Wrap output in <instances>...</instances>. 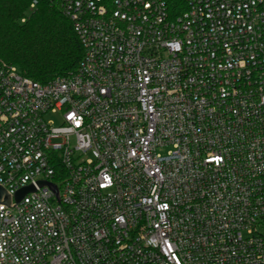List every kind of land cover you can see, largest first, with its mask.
Returning <instances> with one entry per match:
<instances>
[{
    "label": "built area",
    "instance_id": "obj_1",
    "mask_svg": "<svg viewBox=\"0 0 264 264\" xmlns=\"http://www.w3.org/2000/svg\"><path fill=\"white\" fill-rule=\"evenodd\" d=\"M51 1L82 56L0 61V264H264V0Z\"/></svg>",
    "mask_w": 264,
    "mask_h": 264
},
{
    "label": "trees",
    "instance_id": "obj_2",
    "mask_svg": "<svg viewBox=\"0 0 264 264\" xmlns=\"http://www.w3.org/2000/svg\"><path fill=\"white\" fill-rule=\"evenodd\" d=\"M0 0V61L20 73L46 83L76 70L82 47L71 21L51 0ZM172 15L184 0H166Z\"/></svg>",
    "mask_w": 264,
    "mask_h": 264
},
{
    "label": "water",
    "instance_id": "obj_3",
    "mask_svg": "<svg viewBox=\"0 0 264 264\" xmlns=\"http://www.w3.org/2000/svg\"><path fill=\"white\" fill-rule=\"evenodd\" d=\"M41 183H43V181H41ZM31 190H33L32 186H26L24 188H21L15 193L14 195L15 200L16 201L20 200L24 196L25 193ZM10 200H11V197L9 193L0 185V203H4L9 206Z\"/></svg>",
    "mask_w": 264,
    "mask_h": 264
},
{
    "label": "rangeland",
    "instance_id": "obj_4",
    "mask_svg": "<svg viewBox=\"0 0 264 264\" xmlns=\"http://www.w3.org/2000/svg\"><path fill=\"white\" fill-rule=\"evenodd\" d=\"M46 118L51 120L53 124L58 125L61 123V117L59 114H47Z\"/></svg>",
    "mask_w": 264,
    "mask_h": 264
},
{
    "label": "snow or ice",
    "instance_id": "obj_5",
    "mask_svg": "<svg viewBox=\"0 0 264 264\" xmlns=\"http://www.w3.org/2000/svg\"><path fill=\"white\" fill-rule=\"evenodd\" d=\"M215 159L219 160V158H218V157H217V158H215Z\"/></svg>",
    "mask_w": 264,
    "mask_h": 264
}]
</instances>
